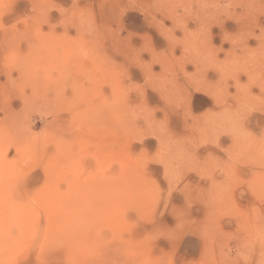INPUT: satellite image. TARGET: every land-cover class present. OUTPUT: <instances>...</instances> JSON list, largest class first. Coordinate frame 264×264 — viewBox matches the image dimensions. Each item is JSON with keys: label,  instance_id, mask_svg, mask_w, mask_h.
Returning a JSON list of instances; mask_svg holds the SVG:
<instances>
[{"label": "rangeland", "instance_id": "374dc122", "mask_svg": "<svg viewBox=\"0 0 264 264\" xmlns=\"http://www.w3.org/2000/svg\"><path fill=\"white\" fill-rule=\"evenodd\" d=\"M118 1L0 0V264H264V123L251 122L264 120V69H243L264 64V49L241 50L264 40V0H210L219 8L213 57L227 60V128L204 135L185 112L198 103L193 113H207L208 94L173 87L168 106L155 89L161 78L147 86L138 65L113 52L129 34L143 62L163 58L160 87L183 80L180 52L151 30L147 38L142 14ZM169 148L182 163L168 165ZM57 215L71 228L53 235Z\"/></svg>", "mask_w": 264, "mask_h": 264}, {"label": "bare ground", "instance_id": "6f19581e", "mask_svg": "<svg viewBox=\"0 0 264 264\" xmlns=\"http://www.w3.org/2000/svg\"><path fill=\"white\" fill-rule=\"evenodd\" d=\"M114 1V0H112ZM116 1V0H115ZM197 1V0H196ZM195 0H127V2L125 3H122L121 0H119L118 2L121 3L123 5V7H129V8H136L140 14H142V17L141 18V22L143 24V27L146 28V37H150V35L153 37V35L151 33H149L148 31L151 30L152 32L156 33L157 35L159 36H162L165 40V45H166V51H169L171 52L172 54H174L175 52L179 51L180 52V56L177 58V61L179 62L180 65H182V62L184 63V65H182V68H181V72L179 70V73H181L182 75V84L183 85H180L181 84V80L179 82V80H177L176 78H174L173 81H168L170 82V88L169 87H164L165 85L163 84L164 82V77L165 75H163V66H162V63H161V60H163L162 57H156V56H150L149 57V60L147 62H143V58L142 56L138 55L136 53V49L134 47V44L132 43V41H130L131 39V35L128 34V36L130 37H127V39L125 40H120V38H118V42L117 44H113L112 46V49H113V52L116 53V54H122L124 55L125 53V60L128 61L132 64H137L140 68V71L142 72V76H144V81H145V84L147 86H152V87H155V85L153 84V81L156 79V78H161L160 81H157L156 83V87L155 89L159 92L160 96L163 98L164 102H166L168 104V106H172V104L168 103L170 99V93L173 89V87H187L188 89L194 91V93L196 91H203L205 92L206 94H208L209 96V102L206 101L207 105L209 106V110L207 111V113H205L204 115H196L193 113V110L196 109V108H199L200 106H198V103H196V107L194 109H192L191 106L188 107L187 111L185 112V116L188 118V120H190L192 122L191 124V128L190 129H197L198 133H202L203 135L204 134H209V133H217L216 131H222L223 129H226L227 128V60H222V61H215V57L214 56V47H213V44H212V39H210L211 37H213V35H211V33L213 32H210L211 31V28L210 26L212 27L213 25H215L217 22L216 20L213 21L214 18L213 17V9L215 10L214 8V4L212 2H210V0H198L197 3ZM251 1V0H250ZM248 2V3H247ZM256 2V1H255ZM217 3V2H216ZM241 3V2H240ZM247 4H249L250 2L249 1H246ZM245 3V4H246ZM213 4V6H212ZM244 4V5H245ZM251 4V3H250ZM249 4V5H250ZM117 5V4H116ZM193 5H196L198 7V10L196 12H193ZM243 5V4H242ZM243 5V6H244ZM252 5H253V2H252ZM251 5V6H252ZM219 6V5H218ZM241 6V5H240ZM254 6V5H253ZM259 6V4H258ZM218 8V7H217ZM221 8V7H220ZM251 8V7H250ZM126 9V8H125ZM219 9V8H218ZM216 9V10H218ZM243 9V8H242ZM245 9V8H244ZM258 8L256 7V9H254L255 11L257 10ZM115 10V9H113ZM121 10V9H120ZM119 10V11H120ZM178 10H182L183 11V15L181 17H179L178 14ZM215 10V11H216ZM260 10V9H259ZM221 11V9H220ZM219 11V12H220ZM244 11V10H243ZM247 11V8L245 9V12ZM250 11V9L248 10ZM125 12V11H124ZM131 12V11H130ZM245 12H243L245 14ZM248 12H246L247 14ZM117 14V12H116ZM215 14H217V11L215 12ZM253 14V11L252 13ZM255 14V12H254ZM218 15V14H217ZM234 15V14H233ZM256 15V14H255ZM254 15V16H255ZM242 18L243 17V14L241 15ZM249 16V15H248ZM257 16V15H256ZM130 18H136V15H133L132 17L131 16H128ZM247 17V16H246ZM252 17V15L250 16V18ZM123 18V17H122ZM219 18V17H217ZM238 18V16H237ZM253 18V17H252ZM137 19V18H136ZM255 19V18H254ZM259 19V18H258ZM249 20V19H248ZM102 21V20H101ZM220 21V20H218ZM193 23H196V25L199 26V30H196L194 32L190 31L189 28H188V25L191 26L190 24ZM243 22H246L244 21L243 19ZM123 23V22H122ZM168 23V24H167ZM238 23H242L241 20L240 22ZM259 23V22H258ZM247 24V22H246ZM168 25V27H167ZM251 25V24H250ZM127 26V25H126ZM240 26V25H239ZM245 26V25H244ZM247 26V25H246ZM245 26V27H246ZM241 27V26H240ZM252 26H250L251 28ZM202 30L201 33H204V40L205 41H201V38H197V35H198V32L197 31H200ZM204 30V32H203ZM128 31V30H127ZM179 32L181 34V38H183V41H185V43H180L179 44V40L180 39H177V36H176V33ZM245 32V31H244ZM263 32V31H262ZM128 33V32H127ZM242 34V33H241ZM245 34V33H244ZM253 34V33H252ZM262 34V33H261ZM248 35V34H247ZM246 35V36H247ZM200 36V33L199 35ZM211 36V37H210ZM201 37V36H200ZM257 37V36H256ZM116 38V37H115ZM214 38V37H213ZM249 38V37H248ZM247 38V39H248ZM134 39V38H133ZM154 39V38H153ZM117 40V39H116ZM155 40V39H154ZM156 41V40H155ZM181 41V40H180ZM257 41V40H256ZM129 42V43H127ZM249 42V41H248ZM144 45V44H143ZM241 45V44H240ZM136 46V45H135ZM145 46V45H144ZM264 40H260L259 42H257L256 46H249L248 44L247 45H242L241 47V50L242 51H246V52H252V53H257L258 50L260 49H264ZM261 47V48H260ZM124 49H128V51L132 50L131 53L129 52H126L123 50ZM222 49V48H221ZM241 51V52H242ZM261 51V50H260ZM225 54L227 53V51H224ZM147 56V55H146ZM255 59V58H254ZM264 59V57H263ZM175 60V59H174ZM172 61V60H171ZM248 62V61H247ZM264 62V61H263ZM155 63H159V67H160V73H153L152 69H153V64ZM249 63V62H248ZM172 64V63H171ZM192 67V72H188V69ZM166 68V67H165ZM170 69V68H169ZM244 70H246L250 76L252 75H255L260 73L259 70L261 71V69H264V64H262L260 61H255L253 64L251 65H248V66H245L243 68ZM171 70V69H170ZM169 71V70H168ZM174 72V71H173ZM204 72V74H203ZM214 72V74L212 73ZM168 73V72H167ZM203 75V77H200V74ZM217 73V76L216 78L218 79L217 82H219V84H216V87L221 85L222 87H219V92L217 93L215 91V88H214V83L215 81L214 78H215V74ZM254 73V74H253ZM140 74V73H139ZM172 74V73H171ZM174 74V73H173ZM223 77V78H222ZM167 78V77H166ZM162 82V83H161ZM160 83L161 85L163 84L164 86L163 87H160ZM167 83V82H166ZM161 88V89H160ZM115 92V91H114ZM192 93V92H191ZM190 93V94H191ZM116 96V94H114ZM197 101V99L195 100ZM173 107V106H172ZM87 109L90 111L92 110V107L88 106ZM130 110V108H128ZM127 109V113L129 112ZM163 109V108H162ZM100 110V109H99ZM180 112V111H179ZM97 113V112H96ZM129 114V113H128ZM179 114V113H178ZM177 114V115H178ZM132 116V115H131ZM138 116V115H136ZM140 116V115H139ZM183 117V116H182ZM145 124L149 123V118H148V114H144L141 118ZM253 119V118H252ZM135 120V119H134ZM172 120V119H171ZM254 125H256L257 121L261 122V123H264V120L259 118V117H256L254 118ZM119 122V121H118ZM159 122V121H158ZM176 122V121H174ZM252 122V121H251ZM153 123V122H152ZM187 124V122H185ZM136 126H138L136 123H135ZM153 125V124H152ZM170 125V123H169ZM132 126V125H131ZM164 126V125H163ZM171 126V125H170ZM159 127V126H158ZM183 127V126H182ZM185 127V126H184ZM146 128V126H145ZM150 128V127H148ZM147 128V129H148ZM155 128V126H154ZM164 128V127H163ZM178 129V128H176ZM150 130H152V128H150ZM155 130V129H154ZM157 130V128H156ZM166 130V129H165ZM164 130V131H165ZM159 131V129H158ZM137 132V131H136ZM142 132V130H141ZM148 132V131H147ZM153 132V131H152ZM151 132V133H152ZM161 132V131H160ZM149 134V133H147ZM156 134V133H154ZM153 134V135H154ZM197 134V133H196ZM219 134V133H217ZM221 134V133H220ZM224 134V133H223ZM105 135V134H104ZM146 135V133H145ZM150 135V134H149ZM149 135L146 137H149ZM216 135V134H214ZM225 135V134H224ZM107 136V135H106ZM143 136V135H142ZM152 135H150L151 137ZM167 136V135H166ZM188 136V135H187ZM198 136V135H197ZM208 136V135H207ZM227 136V135H225ZM109 137V136H108ZM134 137V136H133ZM139 137V136H138ZM136 137V138H138ZM145 137V136H144ZM142 137V138H144ZM202 137V136H200ZM112 139V136L110 137ZM119 138V137H118ZM135 138V139H136ZM141 138V139H142ZM154 138H156L154 136ZM187 138V137H186ZM185 138V139H186ZM206 138V136H205ZM221 138V137H220ZM140 139V140H141ZM157 139V138H156ZM162 139V138H161ZM199 139V138H198ZM203 139V138H202ZM201 139V140H202ZM227 139V138H226ZM132 142L134 141V138L131 139ZM138 140V139H137ZM140 140H139V143H140ZM158 140V139H157ZM168 140V139H167ZM192 140L194 141V139L192 138ZM207 140H210V139H207ZM216 140H217V136H216ZM110 141V140H109ZM148 141V140H147ZM152 141V140H151ZM161 141V140H159ZM159 141L157 144H159ZM164 141V140H163ZM204 140H202L203 142ZM211 141V140H210ZM215 141V139H214ZM219 141V140H218ZM154 142V141H153ZM152 142V143H153ZM166 141H164L162 143V145L165 144ZM181 142H183L181 140ZM201 142V141H200ZM209 142V141H208ZM190 143V141H189ZM220 143V142H219ZM247 143V142H246ZM145 144V143H144ZM155 144V143H154ZM211 144V143H210ZM218 144V143H217ZM222 144V143H221ZM149 145V144H148ZM146 145V147L148 146ZM187 145V144H186ZM189 145V144H188ZM208 144H205L204 146H206ZM224 145V144H222ZM155 146V145H154ZM203 146V147H204ZM167 146L165 145V148ZM189 147H191L189 145ZM217 147V145H216ZM224 148V147H223ZM179 149V148H178ZM190 149V148H189ZM194 149V148H193ZM205 149V147H204ZM158 150V149H157ZM177 150V149H176ZM185 150V149H184ZM255 150V149H254ZM167 151H170V160L171 162H167L169 163L168 165H171L173 166V164L177 165L181 160L180 158H177L175 159L174 156H172V149L169 148ZM201 151V150H200ZM214 151V150H213ZM220 151V150H219ZM225 151V150H224ZM163 152V151H162ZM193 152V151H192ZM191 152V153H192ZM196 152V151H195ZM215 152V151H214ZM254 152V151H253ZM128 153V152H127ZM158 153V152H157ZM211 153V152H210ZM210 153H207V156L208 155H212ZM218 153V152H217ZM169 154V153H168ZM201 154H203L201 152ZM222 154V153H221ZM130 155V154H129ZM176 155V154H175ZM184 155V154H183ZM216 155V154H215ZM224 156H226L225 154H223ZM223 156V157H224ZM256 156V155H255ZM221 157V156H220ZM215 158V157H214ZM218 158V156H217ZM257 158V157H256ZM184 159V158H183ZM182 159V160H183ZM207 159V158H206ZM250 159V158H249ZM158 160V159H157ZM177 160V161H176ZM196 160V159H195ZM218 160V159H216ZM221 159H219L220 161ZM165 161V160H164ZM185 161V160H184ZM201 161V160H200ZM159 162V160H158ZM178 162V163H177ZM197 162V161H196ZM194 161V163H196ZM203 162V160H202ZM247 161H245L246 163ZM124 163V162H123ZM122 163V164H123ZM166 163V162H165ZM182 163V161H181ZM193 163V162H192ZM204 163V162H203ZM262 163V162H261ZM139 163H137L138 165ZM156 164V163H155ZM167 165V166H168ZM195 165V164H194ZM252 165H254L252 163ZM258 165H261L260 163ZM131 166V164H130ZM163 166V165H162ZM187 166V165H186ZM198 166V165H196ZM251 166V165H249ZM165 167V165L163 166ZM208 167V166H207ZM212 168L214 166H211ZM133 168V167H132ZM181 168V167H180ZM187 168V167H186ZM203 168V167H202ZM190 169V168H188ZM201 169V168H200ZM210 169V168H209ZM183 170V169H182ZM192 170V169H191ZM185 171V170H183ZM194 172V169L192 170ZM202 171V169H201ZM192 172V173H193ZM208 172V171H207ZM150 173V172H149ZM154 173V172H153ZM195 173V172H194ZM193 173V175H194ZM211 173V171H210ZM205 174V173H204ZM183 175V174H182ZM188 175V174H187ZM203 175V173H202ZM212 175V174H210ZM246 175V174H245ZM205 176V175H204ZM207 176V175H206ZM146 177V176H145ZM185 177V175H184ZM202 177V176H201ZM223 177V176H222ZM245 177V176H244ZM187 178V177H186ZM192 178V177H191ZM207 178V177H206ZM209 178V177H208ZM209 180V179H208ZM203 181V180H202ZM215 181V180H214ZM187 182V181H186ZM155 185V184H154ZM199 185V184H198ZM123 187V186H122ZM137 187V186H136ZM179 188V187H178ZM181 188V187H180ZM130 189V188H129ZM131 190V189H130ZM94 191V189L92 190ZM91 191V192H92ZM129 191V190H127ZM197 191V190H196ZM97 192V191H96ZM131 192V191H130ZM129 192V193H130ZM193 192V191H192ZM204 192V191H203ZM99 193V192H98ZM103 193V192H102ZM105 193V192H104ZM127 193V192H126ZM127 193V194H129ZM126 194V195H127ZM100 195V194H99ZM102 195V194H101ZM132 195V194H131ZM130 195V196H131ZM64 196V195H63ZM70 196V195H69ZM96 196V195H95ZM129 196V195H127ZM62 197V196H61ZM71 197V196H70ZM78 197V196H77ZM200 197V196H199ZM185 198V197H184ZM227 198V197H226ZM79 199V198H78ZM97 199H98V196H97ZM203 199V198H202ZM100 200V199H99ZM112 201V200H111ZM121 201V200H120ZM126 201V200H125ZM79 202V200H78ZM89 202V201H88ZM94 201H90L89 203H91ZM97 202V201H96ZM124 202V201H123ZM129 202V201H128ZM100 203V201H99ZM98 203V204H99ZM112 203V202H111ZM134 203V202H133ZM197 203V202H196ZM56 204V203H55ZM73 204V203H72ZM101 204V203H100ZM99 204V205H100ZM104 204V203H103ZM191 204V203H190ZM64 204L62 203H57L56 207H61L63 206ZM78 205V204H77ZM75 205V206H77ZM107 205V204H106ZM197 205V204H196ZM110 206V205H109ZM114 206V205H113ZM137 206V205H136ZM71 207V206H70ZM69 207V208H70ZM62 208V207H61ZM74 208V207H73ZM77 208V207H76ZM82 208V206H81ZM100 208V207H99ZM207 208V207H206ZM68 209V208H67ZM108 209V207L106 208ZM111 209V208H110ZM114 209V208H112ZM168 209V208H167ZM208 209V208H207ZM69 210V209H68ZM68 210H63V215L67 216L66 215V212H68ZM79 210V209H78ZM50 211H53V209H51ZM61 211V210H60ZM110 211V210H109ZM108 211V212H109ZM188 211V210H187ZM55 212V211H54ZM62 212V211H61ZM60 212V213H61ZM82 212V211H81ZM106 212V211H104ZM182 212V211H181ZM211 212V211H210ZM213 212V211H212ZM211 212V213H212ZM69 213V212H68ZM78 213V211H77ZM52 215V213H51ZM105 215V214H104ZM108 215V214H107ZM112 216V215H111ZM59 217V218H58ZM107 217V216H106ZM70 218V217H69ZM190 218V217H189ZM42 219V218H40ZM47 219V218H46ZM118 219V218H117ZM181 219V218H180ZM44 220V219H43ZM108 220V219H107ZM51 221V219H50ZM49 222V221H48ZM51 224H47V227H50V232H53V235L54 234H57V233H60V232H57V231H66L67 230V227L68 228H71V225L68 224V219L67 217H60V215H57V216H53L52 217V222H50ZM37 224V223H36ZM42 224H43V221H42ZM40 224V225H42ZM56 224H58V226L60 224H62V228L61 229H56ZM197 225V224H196ZM77 226V225H76ZM41 227V226H40ZM43 227V225H42ZM193 227V226H192ZM199 227V226H198ZM103 228V227H102ZM256 228V227H255ZM41 229V228H40ZM77 230V228H76ZM91 231V230H90ZM40 232V231H39ZM49 232V233H50ZM47 233V231H46ZM45 233V234H46ZM61 233H65V232H61ZM67 233V232H66ZM76 233V231H75ZM79 233V232H78ZM90 233V232H89ZM92 233V232H91ZM116 234V233H115ZM59 235V234H58ZM70 236V235H69ZM67 235V237H69ZM104 236V235H102ZM115 236V235H114ZM46 237V236H45ZM49 237V236H48ZM71 237V236H70ZM69 237V238H70ZM79 236H77L76 238H78ZM84 237V236H83ZM82 237V239H84ZM105 237V236H104ZM65 238V237H64ZM81 238V237H80ZM114 238V237H113ZM49 239V238H48ZM50 239H52V236L50 237ZM60 238L58 237V240ZM86 239V238H85ZM94 239V238H92ZM53 240V239H52ZM57 240V239H56ZM57 240V241H58ZM65 239H63L60 243V245H63L62 242L64 241ZM80 240V239H79ZM97 240V239H96ZM46 241V240H45ZM51 241V240H50ZM70 241V240H69ZM77 241V240H75ZM49 242V241H48ZM67 242V241H66ZM93 242V241H92ZM99 242V241H98ZM72 243V242H71ZM85 243V242H84ZM87 243V241H86ZM113 243V242H112ZM53 244V243H52ZM77 244V243H76ZM97 244L100 245V243H96V246ZM104 244V243H103ZM109 244V243H108ZM107 244V245H108ZM115 244V243H113ZM57 245H58V242H57ZM93 245V243H92ZM102 245V244H101ZM48 246V245H47ZM59 246V245H58ZM82 246V245H81ZM94 246V245H93ZM105 246V245H103ZM110 246V245H109ZM60 247V246H59ZM89 247V246H88ZM116 248V246H114ZM45 248V247H44ZM43 248V249H44ZM48 248V247H47ZM62 248V246H61ZM64 248V247H63ZM110 248V247H108ZM108 248L106 249V251L108 250ZM115 248H110L108 251L109 252H112L111 249H114L112 252L113 254H116L115 253ZM90 249V248H89ZM94 249V248H93ZM56 250V249H55ZM62 250V249H61ZM70 250V249H69ZM92 250V249H91ZM103 251H105L104 249H102ZM102 250H100V252L102 254H104L102 252ZM58 251L59 253H61L60 251V248H58ZM65 251V250H63ZM80 251V249H79ZM83 251H84V248H83ZM82 251V252H83ZM40 252V251H39ZM51 252V250L49 251ZM56 252V251H55ZM67 252V250L65 251ZM70 254H71V251H69ZM68 252V253H69ZM81 252V251H80ZM85 252V251H84ZM121 252V251H120ZM58 253V252H57ZM68 253H66L68 255ZM87 253V252H86ZM108 253V252H107ZM65 254V253H64ZM80 254V253H79ZM84 254V253H83ZM100 254V253H99ZM101 254V255H102ZM111 254V253H110ZM109 254V255H110ZM119 254V252H118ZM215 254V253H214ZM54 255V254H53ZM56 255V254H55ZM74 255V254H72ZM71 255V257H72ZM78 254H76L77 256ZM85 255V254H84ZM83 255V256H84ZM105 255H108V254H105ZM49 256V254H48ZM75 256V257H76ZM86 256V255H85ZM103 256V255H102ZM122 256V255H121ZM44 257V256H43ZM57 257V256H56ZM62 257V256H60ZM70 257V256H69ZM81 257V256H80ZM113 257V256H112ZM123 257V256H122ZM46 258V255L45 257ZM55 258V257H54ZM74 258V257H73ZM121 258V257H120ZM48 259H50L48 257ZM70 258H68L69 260ZM99 259V258H97ZM43 260V259H42ZM45 260V259H44ZM47 260V259H46ZM53 260V259H51ZM57 260V259H56ZM61 260V259H60ZM59 260V261H60ZM72 260V259H71ZM96 259L94 258H87L86 261H88V263H85V264H90L92 263V261H94ZM218 260V259H217ZM64 261V260H63ZM66 261V260H65ZM74 261V260H73ZM90 261V262H89ZM44 262V261H43ZM81 262V261H79ZM85 262V261H84ZM118 262V261H117ZM127 262V261H126ZM48 263V262H47ZM46 263V264H47ZM98 263V262H97ZM49 264V263H48ZM53 264V263H52ZM56 264V263H55ZM61 264H62V261H61ZM81 264V263H80ZM102 264V263H101ZM125 264H128V263H125ZM215 264V263H214Z\"/></svg>", "mask_w": 264, "mask_h": 264}, {"label": "crops", "instance_id": "0c3cea01", "mask_svg": "<svg viewBox=\"0 0 264 264\" xmlns=\"http://www.w3.org/2000/svg\"><path fill=\"white\" fill-rule=\"evenodd\" d=\"M254 121H255V120H254V118H253V119H252V123H254Z\"/></svg>", "mask_w": 264, "mask_h": 264}]
</instances>
